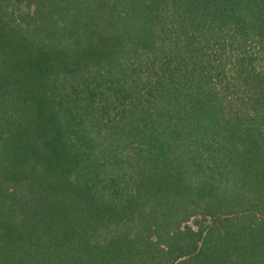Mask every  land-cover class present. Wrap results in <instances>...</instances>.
I'll list each match as a JSON object with an SVG mask.
<instances>
[{"label": "trees", "instance_id": "16d2710c", "mask_svg": "<svg viewBox=\"0 0 264 264\" xmlns=\"http://www.w3.org/2000/svg\"><path fill=\"white\" fill-rule=\"evenodd\" d=\"M0 264H264V0H0Z\"/></svg>", "mask_w": 264, "mask_h": 264}, {"label": "rangeland", "instance_id": "374dc122", "mask_svg": "<svg viewBox=\"0 0 264 264\" xmlns=\"http://www.w3.org/2000/svg\"><path fill=\"white\" fill-rule=\"evenodd\" d=\"M191 225H193L194 226V224L191 222Z\"/></svg>", "mask_w": 264, "mask_h": 264}]
</instances>
